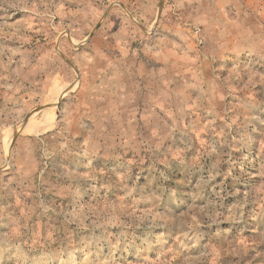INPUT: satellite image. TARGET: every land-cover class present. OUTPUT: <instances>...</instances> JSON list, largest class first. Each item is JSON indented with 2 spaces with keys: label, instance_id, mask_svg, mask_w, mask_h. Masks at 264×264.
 <instances>
[{
  "label": "rangeland",
  "instance_id": "1",
  "mask_svg": "<svg viewBox=\"0 0 264 264\" xmlns=\"http://www.w3.org/2000/svg\"><path fill=\"white\" fill-rule=\"evenodd\" d=\"M192 1L0 0V264H264V55L217 57ZM238 1L264 42V0ZM161 61L168 121L78 134L84 71Z\"/></svg>",
  "mask_w": 264,
  "mask_h": 264
},
{
  "label": "crops",
  "instance_id": "2",
  "mask_svg": "<svg viewBox=\"0 0 264 264\" xmlns=\"http://www.w3.org/2000/svg\"><path fill=\"white\" fill-rule=\"evenodd\" d=\"M192 2L189 0L187 6L189 12L193 10ZM239 3L238 0L199 2L200 8L206 13L213 11L210 16L205 17L203 33L205 38L212 37L219 44L215 54L220 59L242 54L264 55V42L258 38L261 32L258 30L256 34L252 32L253 34L248 36L246 32L254 29L244 28L242 21L236 20L234 9ZM170 55L174 53L171 51ZM108 59L111 57L108 56ZM160 67L164 71L126 72L119 68V73L115 74L112 65H109L103 76L95 69L84 71L80 76L72 108L76 113L75 124L79 127L78 134L88 135L85 140L90 143L105 142L106 135H114L109 138L114 141L126 142L127 139H137L140 132L136 131L137 128L160 125L161 117L168 121L169 111L174 110L176 100V73L173 63L161 61ZM185 75L187 73L184 71L182 77ZM51 85V80L45 83L46 88ZM57 89L58 86L54 82L49 93L52 100ZM166 124L168 125V122ZM125 125L134 127V130H125L123 128ZM83 126H90V131L82 129Z\"/></svg>",
  "mask_w": 264,
  "mask_h": 264
},
{
  "label": "bare ground",
  "instance_id": "3",
  "mask_svg": "<svg viewBox=\"0 0 264 264\" xmlns=\"http://www.w3.org/2000/svg\"><path fill=\"white\" fill-rule=\"evenodd\" d=\"M46 115V117L48 116V112L45 114Z\"/></svg>",
  "mask_w": 264,
  "mask_h": 264
}]
</instances>
